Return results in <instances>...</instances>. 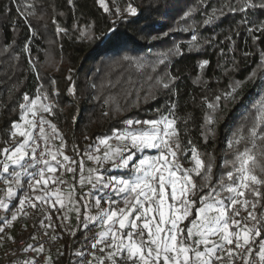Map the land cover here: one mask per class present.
<instances>
[{
  "label": "snow or ice",
  "instance_id": "6c2138e0",
  "mask_svg": "<svg viewBox=\"0 0 264 264\" xmlns=\"http://www.w3.org/2000/svg\"><path fill=\"white\" fill-rule=\"evenodd\" d=\"M96 2L112 27L97 35L95 22L80 24L77 20L70 33L54 15L56 35L104 45L126 43L134 38L124 36L116 25L150 18L151 12L134 6L132 0L123 9L116 0H111V6L110 0ZM205 2L200 0L183 12L177 21L182 25L179 29L169 28L150 39L160 41L179 30L190 33L188 52H199L204 45L216 47L215 35L203 38L201 44L198 30L229 14H239L241 19L225 36L230 45L228 52L220 49L221 57L235 53L233 35L239 36L240 29L247 34L246 43L248 37L254 45L264 37V19L252 18L257 10L264 12V0H218L219 6L211 11L203 8ZM13 3L28 29L21 52L28 58L27 71L35 76L37 86L34 98L23 94L19 120L12 121L9 139L0 147V246L5 239L13 245L5 252V260L11 257L10 264H54L51 248L46 250L45 243L53 244L68 235L72 239L69 264H264V166L256 155L259 148V155L264 156V49H258L257 67L244 80H232L227 90L211 97L201 96L203 115L198 125L192 113L179 117L177 101L172 99L178 95L175 85L179 77L173 76L170 69L173 58L184 55L182 43L173 42L149 58L125 54L110 59L99 83L90 80L88 84L93 91L91 99L104 109L102 116H109V108L113 113L124 111L119 92L113 91L116 89L123 88L126 103L136 106L157 100L159 91L169 93V97L153 109L155 118L119 120L118 126L96 135L82 150L73 143V155L69 156L65 154L67 141L63 133L49 119L63 111L53 99L59 95L56 81L49 78V92L37 67L39 55L32 56L35 45L45 62L54 59L47 48L36 44L39 32L29 22V17L43 19V14L36 11L37 0ZM67 3L75 12L74 0ZM149 9L158 10L151 5ZM197 12L202 20L195 19ZM18 22L13 21L14 31ZM15 44L13 40L3 51H10ZM60 50L62 53V45ZM242 55L247 59L253 53ZM19 57L20 53H15L13 58ZM228 62L231 69L218 67L225 72L238 67L235 55ZM209 64L203 59L197 67L203 73ZM257 78L260 93L228 129L222 163L217 165L216 157L201 151L198 144L202 141L207 145L216 137L217 113L223 102L236 100L244 84ZM65 79L69 84L67 95L71 103H76L79 98L72 69ZM193 83L211 91L202 75ZM76 123L78 115L73 116V125ZM190 123L198 130V140L189 135ZM84 139L91 138L85 135ZM148 150H155V154H148ZM85 161L92 166L86 167ZM65 173L71 174V183L63 179ZM33 216L29 230L27 221ZM17 222H23L19 239L10 232ZM80 235L82 239L77 240ZM63 255L57 249V258Z\"/></svg>",
  "mask_w": 264,
  "mask_h": 264
},
{
  "label": "trees",
  "instance_id": "16d2710c",
  "mask_svg": "<svg viewBox=\"0 0 264 264\" xmlns=\"http://www.w3.org/2000/svg\"><path fill=\"white\" fill-rule=\"evenodd\" d=\"M116 2L123 9L126 7L128 0H116ZM132 2L134 6L144 9L146 13L150 11V18L148 21L141 18L134 24L122 22L116 25L124 36L134 38L120 44L104 45L97 42H80L74 38L69 39L67 36L58 37L56 35V28L52 23L54 15L57 22L62 27L69 29L70 33L73 23L77 20L80 24L95 22L97 35L112 27L109 24V17L98 6L96 0H74L75 12L72 11L67 0H37L36 11L38 14H43V19L29 17L32 28L39 32L42 47L47 48L48 52L54 57L51 63H47L43 54H38L35 49L32 51L33 57L39 55L40 63L37 67L43 78L42 82L49 92H51L49 78L52 77L56 81L55 87L58 89L59 95L53 97V99L58 104V108L63 111H57L56 116L54 118L49 117V119H52V122L63 133L67 141L65 152L71 156L73 155V143L78 144L82 150L91 140L95 139L96 135L107 132L111 127L118 126L117 121L119 120L131 117L141 120L155 118L153 109L163 105L169 97V93L159 91L156 92L157 100H149L148 103L141 102L139 106H136L126 103L123 88L116 89L113 91L119 92L118 99L124 111L113 113L109 108V116H102L104 109L101 108L99 102L91 99L93 91L88 88V84L90 80L99 83L108 70L106 63L110 59H116L125 54L149 58L150 54L171 47L173 42L182 43L185 49L184 55L174 57L170 69L173 76L179 77L175 85L178 95L172 96V99L176 100L178 104L177 115L184 117L186 114L192 113L195 125L202 122L203 113L200 106L202 95L206 94L211 97L220 91L227 90L232 80H244L253 69H256L259 62L258 49H264V37L255 45L248 37L246 43L247 34L243 29H240L239 36L233 35L235 53H229L226 57L219 55L221 48L228 52L230 42L225 41L224 38L229 34V29L235 28L236 22L241 19L239 14H229L216 24L199 28L198 35L202 38L201 44H203V38H210L215 35L218 46L209 47L204 45L199 52H188L189 32L177 30L160 41H152L150 36L159 35L163 31H168L169 28L179 29L182 26L177 24L180 16L189 7L197 6L200 0H132ZM149 5L153 9L158 8V10L149 9ZM218 6V0H206L203 4V8L207 11H211L213 7ZM6 8L9 10L8 12L5 11ZM16 9L17 5L13 3V0H0V147H3L2 141L9 139L8 132L12 121L19 120V103L23 102V94L28 93L30 98H34L37 86L35 76L27 71L28 58L21 52L25 22L18 17ZM60 12L65 15H57ZM252 18L264 19V12L257 10ZM195 19L199 21L203 17L197 12ZM14 20L19 21L15 31L12 26ZM138 29H144V31H138ZM13 40L16 41V44L10 51L4 52V46L11 44ZM49 41H51L50 44ZM61 45L63 46L62 53L60 50ZM243 52H252L253 55L245 59L242 55ZM15 53H20L19 60L13 58ZM232 55H235L238 62V67L235 70L225 72L223 67H218L219 64L231 69L232 65L228 61H230ZM61 56H63L62 63ZM203 59L209 60L210 64L201 73V70L197 67V62ZM57 66H59V71L56 70ZM69 69L73 70L77 89L76 95L79 98L76 103H71V98L66 92L69 84L65 77L68 75ZM161 71H163L162 68ZM198 75H202V80L209 82L211 91H205L202 84L193 83ZM259 93L258 78L244 84L238 93L237 99L223 102L221 111L217 113L216 137L207 145H204L202 141L199 142L198 146L201 151L212 153L216 157L217 165L222 163L228 129L239 121L242 114L258 97ZM77 115L78 123L74 126L73 116ZM179 127L183 137L182 122L179 123ZM188 127L191 129L189 135L194 140H198L199 133L194 124L190 123ZM85 135L91 139L85 140ZM261 146L264 147V145ZM259 151L258 148L256 151L257 159L259 164L264 166V156H260ZM148 154H155V150H148ZM204 158L207 159V156ZM185 166L188 165L185 164ZM257 172L259 173V168ZM259 211L258 208L257 212ZM241 215L246 216V213L242 212ZM34 219L35 216L29 219L27 224L31 226ZM72 223L75 226L76 221H72ZM76 239H82V235ZM61 240L64 242L62 249L64 255L59 258L55 255L53 261L54 264H69V245L72 243V239L68 235H64ZM76 247H79V245L77 244Z\"/></svg>",
  "mask_w": 264,
  "mask_h": 264
},
{
  "label": "rangeland",
  "instance_id": "374dc122",
  "mask_svg": "<svg viewBox=\"0 0 264 264\" xmlns=\"http://www.w3.org/2000/svg\"><path fill=\"white\" fill-rule=\"evenodd\" d=\"M27 32H28V29H27L26 26H25V31H24V34H23V40H22L23 43H24V41H25V38H26V34H27ZM36 44H37V45H40V46L42 47V40H41L39 37L36 39ZM32 47H33V49H35V45H33ZM65 154L69 155V154L66 153V152H65ZM69 156H71V155H69ZM85 165H86V167H90V166H92V165L90 164V162H88V161H85ZM59 174H60V173L57 172V175H59ZM63 179H66L67 181H69V183L72 182V176H71V174L65 173ZM53 216L55 217V212L53 213ZM73 221H75V219H73ZM22 224H23V223H21V222H17L16 225H15V227H14L13 229L10 230L12 236H14V237H16V238L18 237V235H19L20 232H21ZM59 240H60L62 246H64V242H63L61 239H59ZM11 244H12L11 241H8L7 239H5L3 245L0 246V251L4 250L5 248H8ZM62 248H63V247H62ZM53 257H54V256H53Z\"/></svg>",
  "mask_w": 264,
  "mask_h": 264
},
{
  "label": "built area",
  "instance_id": "2783aa9c",
  "mask_svg": "<svg viewBox=\"0 0 264 264\" xmlns=\"http://www.w3.org/2000/svg\"><path fill=\"white\" fill-rule=\"evenodd\" d=\"M57 143H59V142H57ZM54 222H55V220H54ZM29 230H31V226L29 225ZM38 235H39V233H37ZM24 235L26 236L27 235V233H24ZM20 237H19V235H18V237H17V239H19ZM29 243H31L32 241L31 240H29L28 241ZM61 246H62V244H61V242H60V240H57L56 242H54L53 244H49V243H45V249L47 250L48 248H51V255H52V258H53V256H55L56 255V251H57V249H63V248H61ZM13 247V245L11 244L8 248H5L4 250H2V251H0V264H10V260H11V257L9 258V260L8 261H6L5 260V257H4V254H5V252L6 251H8L10 248H12ZM99 254V253H98Z\"/></svg>",
  "mask_w": 264,
  "mask_h": 264
}]
</instances>
